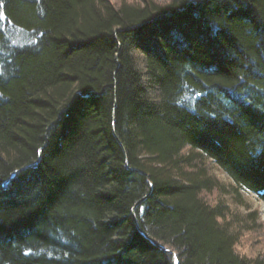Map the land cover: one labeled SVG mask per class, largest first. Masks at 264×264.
Wrapping results in <instances>:
<instances>
[{
	"label": "trees",
	"instance_id": "obj_1",
	"mask_svg": "<svg viewBox=\"0 0 264 264\" xmlns=\"http://www.w3.org/2000/svg\"><path fill=\"white\" fill-rule=\"evenodd\" d=\"M241 191L264 201V0H0V264H264Z\"/></svg>",
	"mask_w": 264,
	"mask_h": 264
},
{
	"label": "rangeland",
	"instance_id": "obj_2",
	"mask_svg": "<svg viewBox=\"0 0 264 264\" xmlns=\"http://www.w3.org/2000/svg\"><path fill=\"white\" fill-rule=\"evenodd\" d=\"M114 3H119L122 0H111ZM127 2L138 0H124ZM156 2H163L165 0H155ZM211 171L219 180V182L225 185L227 188H230L232 185L231 179L227 176V174L221 170L219 167L212 165ZM205 198L208 201L216 202L220 198H224L226 196H222L218 190H213L211 192L204 194ZM241 203H234V200L231 198L229 204L232 207H236L238 210L244 212L247 209L254 210L258 214V227H255L249 231L244 232L239 240L236 247V250L241 254H245L247 256H253L257 253L264 254V201L259 199L253 192H240Z\"/></svg>",
	"mask_w": 264,
	"mask_h": 264
},
{
	"label": "water",
	"instance_id": "obj_3",
	"mask_svg": "<svg viewBox=\"0 0 264 264\" xmlns=\"http://www.w3.org/2000/svg\"><path fill=\"white\" fill-rule=\"evenodd\" d=\"M150 240H151L153 243H155L156 245H158L159 247H161V248H163V249H165V250H168V251L172 252L171 249L167 248L166 246L161 245L160 243L154 241V240L151 239V238H150ZM174 259H175V256H173V264H176Z\"/></svg>",
	"mask_w": 264,
	"mask_h": 264
}]
</instances>
